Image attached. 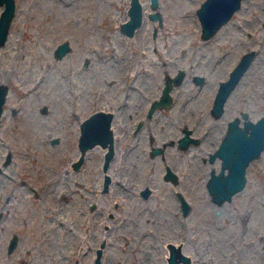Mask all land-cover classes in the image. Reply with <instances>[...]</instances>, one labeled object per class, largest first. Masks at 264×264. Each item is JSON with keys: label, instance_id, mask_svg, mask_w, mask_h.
<instances>
[{"label": "rangeland", "instance_id": "rangeland-1", "mask_svg": "<svg viewBox=\"0 0 264 264\" xmlns=\"http://www.w3.org/2000/svg\"><path fill=\"white\" fill-rule=\"evenodd\" d=\"M141 1L143 21L127 34L120 25L130 0H15L0 45V83L8 86L0 116V264H165L169 242L181 244L189 264H264V148L249 162L243 188L222 205L211 200L204 183L211 163L200 160L215 134L188 151L167 150L176 184L162 180L163 161L149 155L142 141L147 137L132 148L120 142L107 167L106 192L93 191L104 174L99 144L87 148L78 168L72 166L84 116L126 93L131 99L143 92L146 103L164 73L177 67L216 73L208 83L218 85L222 70L226 78L240 55L254 49L221 119L240 109L251 118L264 113V0H242L205 39L196 13L201 0H158L156 8ZM154 9L160 21L148 14ZM63 39L70 49L55 57ZM189 85V79L176 85V103L187 98ZM202 90L210 96L206 86ZM208 96L196 104L207 107ZM194 100L190 96L187 105ZM144 183L152 189L149 197L138 193ZM171 186L190 202L187 213L169 195ZM94 198L113 214L104 220L113 228L96 230L95 243L84 215ZM12 230L19 243L9 254L5 243ZM101 239L96 263L94 245Z\"/></svg>", "mask_w": 264, "mask_h": 264}, {"label": "water", "instance_id": "water-1", "mask_svg": "<svg viewBox=\"0 0 264 264\" xmlns=\"http://www.w3.org/2000/svg\"><path fill=\"white\" fill-rule=\"evenodd\" d=\"M242 0H201L200 4L196 7V13L200 20L202 38L213 35L217 29L225 23L241 5ZM2 8L0 10V45L6 40L9 24L15 12V0H0ZM149 5L156 8L158 0H150ZM128 17L121 22L120 28L127 34H133L135 29L143 21V5L141 0H130L127 8ZM149 16L161 20L160 12L157 9L149 11ZM70 44L67 39L59 42L54 49V56L61 57L65 52L69 51ZM254 49L244 51L236 63L229 70L228 76L221 80L216 90L212 110L215 114L222 111L224 101L230 90L236 85L244 71L250 64L253 56ZM180 75L174 77V81L178 82ZM171 83L166 81L160 99L168 101L169 89ZM8 86L5 83H0V116L3 109V102ZM159 102V100H158ZM46 106L43 105L41 110L45 111ZM243 118L242 123L239 124L240 118ZM111 112L105 109H96L85 116L80 122V133L78 135V147L80 153L78 157L72 161V166L78 168L83 159L87 148L93 146L95 143H101L105 146L109 140L107 149L103 157V190L108 188L111 180L110 174L107 172L109 161L113 155L112 147V132L110 129ZM187 134L180 137V141H184ZM53 137L52 140H56ZM186 148V145H184ZM264 148V113L256 119L249 117L248 111L242 110L241 116L236 115L233 119L229 120V125L226 133L221 140L219 146L214 154L221 156V169L218 173L212 172L207 181L206 187L212 195L214 201L222 202L224 199H230L232 194L243 188L245 185L247 175L246 169L252 158L257 157ZM155 151V150H154ZM153 151V152H154ZM9 159L7 155L3 162ZM227 167L225 171L224 168ZM166 178L178 182V173L167 166ZM148 186L143 191L146 193ZM184 212L188 208L187 201L184 199L181 192ZM15 242V235L10 240L9 248ZM101 248H97L96 263L99 261ZM191 256L182 250L180 243H168V254L165 264H189Z\"/></svg>", "mask_w": 264, "mask_h": 264}, {"label": "flooded vegetation", "instance_id": "flooded-vegetation-1", "mask_svg": "<svg viewBox=\"0 0 264 264\" xmlns=\"http://www.w3.org/2000/svg\"><path fill=\"white\" fill-rule=\"evenodd\" d=\"M200 38L202 37L200 36ZM215 74L216 73H209V72L207 73L200 70H194L191 71L190 74H188V72H186L184 68L177 67L172 73H169L167 71L164 73L162 82L158 84L160 85L159 90L155 91L154 95L150 97L146 103L144 102L142 97L144 96L143 92L131 99L128 98V94L126 93L124 97H122L123 99L121 98L122 100L118 102L110 101L106 107L104 108L100 107L101 109H105L106 111L111 112L110 129L112 132V147H113V155L111 159L113 158L116 150L120 147L121 141H122L121 148L122 146L132 148L135 145L138 146L139 140L141 141V138L143 139L144 137H147L145 140L142 141L143 142L146 141L145 143L148 144L149 155L150 156L155 155L158 158H160L161 161H163V167L161 169L162 180L171 182L172 184H176L177 182H174L172 179L166 178L164 176L167 170V166H170V168L176 170L173 167V165L170 163V161L172 160L170 157L171 155L169 156L170 161L169 159H166L167 150L173 148L175 149L174 152L176 151V149L188 151L192 146H199L205 138L209 137V135L215 134L217 136V139L214 142L213 146L210 149L206 150L205 154H202L200 156V160L202 162L211 163V165L207 169V173L204 181L206 185L212 172L214 171V173H218L222 165V161H221L222 159L221 156H219V154H214L213 157H211V155L215 152L221 140L223 139L229 125V120L233 119L236 115L241 116V111H242L240 109L239 113L234 114L226 119H221L223 117V113L225 112V103L227 101V98L229 97L234 87L230 90L229 94L227 95L226 100L224 101L223 104L222 111L219 114H215V112L212 110L214 96L218 88V85L221 80L225 79L222 70V74H221L222 79H220L218 85L213 84L211 86L210 83H208L209 77ZM176 75H180V79L178 82L174 81V77ZM185 79H189V84H190L188 90L189 93L185 95V92H182L184 93L185 97L187 96V98L186 99L184 98V100H181L179 103H176L175 95L172 92L173 90H175L176 85L181 84L183 81H185ZM167 80H169L171 83L169 89L170 97L168 101H165L163 99H160V97L162 95V89ZM205 86L208 88V92L211 90L210 96H208V93H206V91L202 90V88ZM190 96L195 98L194 100L195 102L192 101L190 104L187 105L188 103L187 99ZM201 96H205L204 98H206L207 96L209 97L210 103L207 105V107L196 104L198 100L201 98ZM94 110H96V108H94L90 112ZM206 111L208 112L207 114H205ZM178 115L181 116L179 124L176 123ZM257 117L258 116L252 119H256ZM81 120L79 121L78 124V129H79L78 133H80ZM242 120L243 118L241 117L239 120V124L242 123ZM177 129H179V133H177ZM184 134H187V136L182 142L179 139ZM132 140H134V142ZM97 144H99L104 149L105 152L109 144V140L105 146H103L101 143H95V145ZM184 145H186V148H184ZM103 157H104V153H103ZM102 166H103V158L101 161V167ZM224 170L226 171L227 167H225ZM103 177H102L101 187L98 188L94 187L93 191L95 193H98L99 191L106 192L108 190L109 186L106 190H103ZM146 186H148V190L146 193H144L143 189ZM33 190H34V194H36L37 191L34 188ZM151 190L152 189L150 188V186L147 185V183H144L143 186H141L138 189V193L142 197H149ZM168 192L169 195L173 194V196L179 200L182 213L183 214L187 213L191 207V204L186 198V196L181 191L175 189L172 186L168 188ZM178 192H181L184 199L187 201L188 208L185 212L183 210L184 205L181 199V195ZM83 196L84 195H82V197ZM210 197L211 200L218 205H222L226 200L231 199V198L224 199L222 202H217L214 201L212 195ZM79 198H77L78 201ZM96 200L97 198H94V200L88 203L90 212L88 215H86L87 213L84 214L87 220L90 221L92 225L91 235H92V242L94 243L96 241V234H97L96 230H98V232H108L113 228L112 224L110 225L107 221H104L105 219H108V217L110 218V216L113 215L112 211L108 209L109 206L107 205L108 203L104 205L103 208V206L100 205ZM3 205L0 207V214L2 212L1 209L3 208ZM78 206L79 209L81 208L82 210L80 201ZM219 211L220 210L217 209V212ZM14 235H15V242L13 243V246L9 248L10 240ZM18 243H19V235L17 234L16 231L12 230V232H10V235L7 237L5 243V251L11 254L13 250L17 247ZM103 245H104L103 239H101L98 244L94 245V251H95L94 260H96L97 248L98 247L101 248V246Z\"/></svg>", "mask_w": 264, "mask_h": 264}]
</instances>
